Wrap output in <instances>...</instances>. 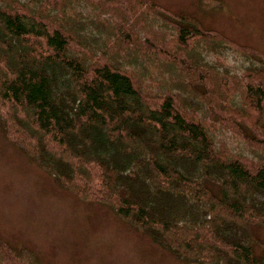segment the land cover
I'll list each match as a JSON object with an SVG mask.
<instances>
[{"label": "trees", "instance_id": "1", "mask_svg": "<svg viewBox=\"0 0 264 264\" xmlns=\"http://www.w3.org/2000/svg\"><path fill=\"white\" fill-rule=\"evenodd\" d=\"M0 123L53 180L177 257L264 264V52L155 0H0ZM0 264H38L0 237Z\"/></svg>", "mask_w": 264, "mask_h": 264}, {"label": "rangeland", "instance_id": "2", "mask_svg": "<svg viewBox=\"0 0 264 264\" xmlns=\"http://www.w3.org/2000/svg\"><path fill=\"white\" fill-rule=\"evenodd\" d=\"M264 52V0H155ZM0 237L38 264H201L181 259L106 204L60 187L0 123Z\"/></svg>", "mask_w": 264, "mask_h": 264}]
</instances>
